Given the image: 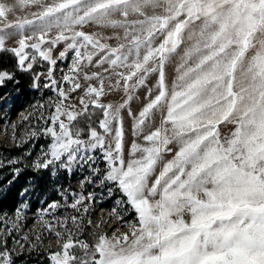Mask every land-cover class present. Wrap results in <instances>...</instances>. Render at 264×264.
<instances>
[{
	"label": "snow or ice",
	"instance_id": "obj_1",
	"mask_svg": "<svg viewBox=\"0 0 264 264\" xmlns=\"http://www.w3.org/2000/svg\"><path fill=\"white\" fill-rule=\"evenodd\" d=\"M37 2L19 0L21 7ZM149 8L154 10L151 14ZM12 11L0 3V20L6 21ZM34 15L0 28V32L16 28L22 33L26 26L33 27L39 42L29 45L33 37L22 36L19 47L11 50L22 71L33 67L31 62L25 66L29 47L55 65L52 49L41 50V44L60 41H69L68 48L75 50L73 73L84 59L91 63L94 56H100L98 65L126 70L114 74L115 87L124 81L127 100L115 107L98 100L93 103L104 109L100 127L106 134L113 132V122L118 125L114 148L105 150L108 169L101 183L116 185L136 220L130 232L102 234L91 248L76 242L85 250L79 264H264V0H58ZM89 23L122 29L127 44L111 47L101 42L104 37L99 34L76 30ZM53 28L59 33L48 41L45 37ZM5 40L0 35V51ZM89 47L92 51L81 52ZM176 56L178 76L170 88L165 65ZM151 73H158L156 94L152 96L149 89L150 99L134 115L137 135L143 136L145 144L132 143L126 161L120 112ZM11 78L7 72L0 73V84ZM86 78H99V74ZM64 80L72 82L73 76ZM79 87L76 83L73 91ZM88 93L102 96L103 79L99 88L89 87ZM59 95L68 98L63 90ZM157 113L162 117L159 126L145 133ZM64 115L72 122L79 114L65 112L57 104L51 119L54 125L59 122V131L47 129L55 141L52 159L37 167L47 168L65 153L71 161L84 145L80 132L73 133L60 120ZM129 115H133L130 110ZM228 124L234 129L222 137L221 125ZM90 137L92 149H104V138L95 129ZM93 171L99 174L98 168ZM85 199L81 195L72 207ZM72 219L75 222L76 217ZM74 246L69 233L62 252L53 254L55 264H75L77 257L69 252ZM0 264H12L8 251L0 252Z\"/></svg>",
	"mask_w": 264,
	"mask_h": 264
},
{
	"label": "rangeland",
	"instance_id": "obj_2",
	"mask_svg": "<svg viewBox=\"0 0 264 264\" xmlns=\"http://www.w3.org/2000/svg\"><path fill=\"white\" fill-rule=\"evenodd\" d=\"M56 2L58 0H38L37 3H29L21 7L19 0H0V3L13 8V11L7 14L6 21L0 20V28H3L6 22L15 23L17 20L34 19V14H38L45 6ZM147 11L151 14L154 10L149 8ZM155 11L162 12V9H155ZM134 18L136 17H129V19ZM76 30L99 34L104 37L101 42L111 47H117L120 43L127 44V41L123 40L122 29L105 28L89 23L82 27L76 26ZM58 33L59 29L53 28L45 39L53 40ZM0 35L6 37L5 48H18V42L22 36L33 37L27 41L29 45L39 42L34 35L33 27L30 26H26L22 33L16 28H7L4 32H0ZM117 36L121 38L117 39ZM68 44L69 41H60L55 45L41 44V50L52 49L51 58L56 61V64L50 63L49 70L39 73L29 96L21 95L16 89H9L0 98V199L16 178L26 176L27 170H47L43 179L39 176V178L26 179L22 185L20 200L14 210L0 207V252L8 251L11 254L12 264H55L53 254L62 252V245L69 239V233L76 245L69 249V252L81 260L85 258V250L76 242L88 243L83 234L86 226L95 227L101 235L107 233L108 236H112L115 232L119 236L121 233L130 232V224L136 220V214L126 202L127 198L116 185L106 180L101 183L108 169L104 158L105 150L115 146V129L118 126L116 122L110 125L113 129L112 133H99L104 138V149L100 147L92 149L90 145L93 141L90 136L79 137L84 141V145L75 153L73 160L69 161L68 154L65 153L60 160H53L47 168L37 167V163L43 164L52 159L50 150L55 141L47 129L55 127L59 131V122L54 125L51 119L56 115L57 104H60L65 112L80 115L93 101L98 100L100 104H112L115 107L124 103L129 95L124 91L123 80L120 81L119 87H115L118 77L114 73L126 70L112 68L106 63L102 66L98 65L100 56H94L91 63L84 59L78 66L79 71L71 72L76 56L75 50L69 49ZM86 51H92L91 47L81 49L82 53ZM61 52H66L67 55L61 57ZM25 53L28 55L25 66L29 62L34 66L39 51L29 47L25 49ZM33 57L35 60L32 59ZM179 62V56H176L165 65L166 82L170 88L178 76L176 69ZM105 69L108 70L105 71ZM95 74H99V78H86ZM66 75L73 76L72 82L64 80ZM100 79L104 82V94L100 97L89 94V87H100ZM53 80L56 81L55 84H52ZM157 82L158 73H151L145 85L134 90L132 93L134 98L128 107L121 109L126 161L130 158L132 143L145 144L143 136L137 135L134 115H138L150 99L149 89L152 91V96H155ZM76 83H79L80 87L73 91ZM60 90L67 95V99L59 95ZM129 110L133 115H129ZM161 119L162 117L157 113L154 123L145 127V133L158 127ZM60 120L71 127L72 122L68 121L66 115L61 116ZM232 129L234 125H221L222 137ZM171 147L175 149L174 145ZM172 155L174 152L166 155L165 160L171 159ZM97 168L99 174L93 171ZM109 189L112 191L109 192ZM81 195L86 199L73 208L72 205ZM53 203L58 205L55 209L50 207ZM85 207L88 209L87 212L84 211ZM17 213L20 215L18 216ZM72 217H76L75 222ZM188 218L186 215L185 219ZM56 232H60V237L56 236ZM75 264H79V261Z\"/></svg>",
	"mask_w": 264,
	"mask_h": 264
},
{
	"label": "trees",
	"instance_id": "obj_3",
	"mask_svg": "<svg viewBox=\"0 0 264 264\" xmlns=\"http://www.w3.org/2000/svg\"><path fill=\"white\" fill-rule=\"evenodd\" d=\"M11 50L12 48H5L3 51H0V72L6 71L12 77L11 79H5L4 83L0 84V98L9 89H16L21 95L29 96L31 88L39 73L43 70L50 69V61L44 60L43 57L39 55L31 70L22 71L18 64V57ZM104 119V109L97 107L91 102L86 110L80 114L75 121H72L71 128L73 133H76L77 131L80 132V138L89 137L92 129L103 134L105 132L104 129L100 127V122ZM26 172V176L16 178L12 186L9 187L7 192L2 196L0 199L1 208L14 210L20 200L23 190L22 185L26 179L39 177L40 179H43L47 170H27ZM83 234L90 246H93L96 243L97 238L101 235V233L93 226H86L83 229ZM77 261H80V258H77Z\"/></svg>",
	"mask_w": 264,
	"mask_h": 264
}]
</instances>
